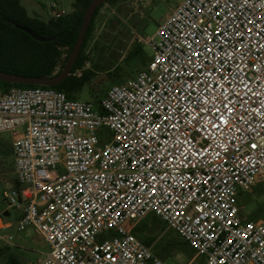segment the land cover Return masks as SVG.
<instances>
[{"label": "built area", "instance_id": "built-area-1", "mask_svg": "<svg viewBox=\"0 0 264 264\" xmlns=\"http://www.w3.org/2000/svg\"><path fill=\"white\" fill-rule=\"evenodd\" d=\"M145 43L146 69L98 105L0 89L7 206L49 248L34 264H167L133 233L149 216L205 264H264V217L237 206L264 185V0H183Z\"/></svg>", "mask_w": 264, "mask_h": 264}, {"label": "rangeland", "instance_id": "rangeland-1", "mask_svg": "<svg viewBox=\"0 0 264 264\" xmlns=\"http://www.w3.org/2000/svg\"><path fill=\"white\" fill-rule=\"evenodd\" d=\"M47 14V8L57 3L60 10L69 11L72 6L69 0H28ZM183 0H126L116 6L106 4L99 11L93 38L85 53L88 62L84 71H89L91 82L81 91L78 99L95 103V98H103L107 91L115 85L110 78V73L117 71L127 57L133 43L138 42L147 47L148 55L152 58L153 51L146 45L147 38L153 37L160 24ZM23 2V0H22ZM60 2V3H59ZM144 28L140 31V25ZM83 72L79 71V76ZM127 78V80L135 77ZM92 93V94H90ZM107 132V131H106ZM110 133L106 134L105 141H110ZM0 142L12 145V135L9 132L0 133ZM1 146V145H0ZM16 176L12 159H5L0 153V216L4 212L9 213L5 217L12 225L11 228L0 231V248H8L9 251L0 259V264H6L8 255L17 257L21 264H34L44 258L49 252L47 244L35 232L34 227L27 226L18 232L16 227L20 219V212L8 209L6 194L11 188H15ZM263 187L260 184L250 193L239 194L237 206L240 210L239 218L248 220L250 216L264 209V195H258L257 191ZM150 221L153 216L147 217ZM150 223L154 238V253L160 247H165L168 239L176 237V233L170 230L157 229ZM166 228V227H165ZM178 237V236H177ZM179 239H181L179 237ZM202 257L194 255L188 257L179 250H171L169 257L164 260L167 264H202Z\"/></svg>", "mask_w": 264, "mask_h": 264}, {"label": "trees", "instance_id": "trees-1", "mask_svg": "<svg viewBox=\"0 0 264 264\" xmlns=\"http://www.w3.org/2000/svg\"><path fill=\"white\" fill-rule=\"evenodd\" d=\"M69 1L72 2L73 7L71 13L57 19L51 18L47 22H44L29 16L19 0H0V72L30 78H51L61 72L76 44L84 14L92 0ZM125 1L107 0L105 4L95 10L81 52L72 67L70 76L61 84L46 87L0 82L1 91L6 92L11 88L42 87L63 92L69 99H78L83 88L91 82L89 78L90 72L84 71L88 62L85 51L93 38L97 15L104 5L116 6ZM16 25L27 28L45 39L53 40L44 43L35 41L27 33L18 29ZM143 30L144 28L140 25L141 33ZM150 60L147 47L135 42L128 51L124 64L120 68H117V71L114 73H110L109 78L115 85L123 84L127 81V78L145 70ZM77 71L83 72V75H74ZM101 100L102 98H95V103L93 104L98 105ZM0 145V153L4 158L13 160L12 145L2 142H0ZM15 187H18L17 180H15ZM257 194L264 195V185L257 191ZM263 217L264 209L253 213L248 220H258ZM149 222L157 229L166 230L161 219L153 216L151 221L146 218L139 222L134 227L133 233L146 246L154 249V238L150 237L153 228L150 227ZM177 236L176 234V237L172 236V238L168 239L165 247H160L155 254L161 259L166 260L171 250H179L188 257L193 258L196 254L195 251ZM8 251L7 247L0 248V259ZM201 261L202 264H205L203 258H201ZM6 264H21V262L17 257L9 254Z\"/></svg>", "mask_w": 264, "mask_h": 264}, {"label": "water", "instance_id": "water-1", "mask_svg": "<svg viewBox=\"0 0 264 264\" xmlns=\"http://www.w3.org/2000/svg\"><path fill=\"white\" fill-rule=\"evenodd\" d=\"M107 0H92L89 4L88 8L86 9V12L83 17L82 26L76 41V44L67 60V62L64 65V68L61 70V72L51 78H30V77H24V76H18L13 74H6L3 72H0V82H6L10 84H22V85H29V86H56L61 84L67 77L70 76V72L72 70V67L74 66L84 43V39L86 36V33L88 31L89 25L91 23L92 17L95 13V10L105 4ZM16 27L25 33H27L29 36H31L35 41L44 43L51 41L53 39H45L38 34L33 33L31 30L24 28L22 26L16 25ZM8 213H4V216H7Z\"/></svg>", "mask_w": 264, "mask_h": 264}, {"label": "crops", "instance_id": "crops-1", "mask_svg": "<svg viewBox=\"0 0 264 264\" xmlns=\"http://www.w3.org/2000/svg\"><path fill=\"white\" fill-rule=\"evenodd\" d=\"M20 1V3L22 4V6L26 9V11H27V13H28V15L29 16H31V17H33V18H37V19H39V20H41V21H44V22H47L49 19H51L52 18V14H51V5L50 6H48V8H47V14H45L43 11H41L40 9H37V7L34 5V3H31V1H28V0H23V2H22V0H19ZM71 2V1H70ZM60 3V2H59ZM54 4H56L57 5V9L59 10V11H63V12H65V14H69V13H71L72 12V10H73V7L71 8V10H69V11H65V10H60L59 8H58V4L57 3H54ZM71 6H72V2H71V4H70ZM4 213H8L7 211H5ZM9 216V213H8V215L7 216H5V217H8ZM5 221L6 222H8V223H10L9 221H7V219H5ZM11 224V223H10ZM7 229H9V228H7ZM3 230H6V229H3Z\"/></svg>", "mask_w": 264, "mask_h": 264}, {"label": "snow or ice", "instance_id": "snow-or-ice-1", "mask_svg": "<svg viewBox=\"0 0 264 264\" xmlns=\"http://www.w3.org/2000/svg\"><path fill=\"white\" fill-rule=\"evenodd\" d=\"M253 147H256V145H253ZM154 179V178H153ZM177 215H179V213H177Z\"/></svg>", "mask_w": 264, "mask_h": 264}]
</instances>
